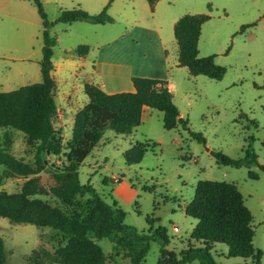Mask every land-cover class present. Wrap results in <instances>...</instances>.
<instances>
[{"label": "rangeland", "instance_id": "374dc122", "mask_svg": "<svg viewBox=\"0 0 264 264\" xmlns=\"http://www.w3.org/2000/svg\"><path fill=\"white\" fill-rule=\"evenodd\" d=\"M41 2L54 22L61 11L74 8L99 14L110 0ZM108 13L113 23H57L50 30L57 39L52 61L58 113L53 123L62 152L46 155V167L54 164L60 171L79 161L82 184H92L101 199L121 208L125 223L139 232L166 228L167 251L174 255L194 244L190 235L197 220L187 216L184 207L193 200L197 183H234L253 216V244L262 252L264 264V173L258 167L218 165L212 155L215 151L243 158L247 140L253 138L258 161L264 165V0H162L154 12L146 0H113ZM186 14L211 16L202 26L198 51L200 57L215 56V63L226 70L221 80L193 77L187 68L177 66L174 26ZM244 26L248 27L241 31ZM42 31L31 1L0 0V92L42 82ZM158 37L165 47L161 51L165 63ZM82 45L90 51L80 59L72 51ZM126 63L134 65L138 76L170 82L181 116L192 132L204 136V143L180 126L166 130L163 114L153 109L145 110L142 124L130 136L108 128L114 116L90 102L84 84L94 83L108 92L128 90V79L120 78L119 67ZM77 118L86 120V128L75 143ZM0 144H8L14 157L34 163L35 145L23 133L0 129ZM136 144L146 145L148 152L141 163L129 166L124 153ZM250 170L259 174L258 180L250 179ZM58 188L51 173L22 176L0 166V208L6 215L0 216V237L7 264H131L128 251L116 247L121 234L106 213L89 207L88 195L78 196L73 206L63 204L56 196ZM72 218L77 221L72 238L48 225L50 219ZM227 253L224 244H216L212 251L221 264H254ZM142 264L169 262L160 258L159 244L151 242Z\"/></svg>", "mask_w": 264, "mask_h": 264}, {"label": "trees", "instance_id": "16d2710c", "mask_svg": "<svg viewBox=\"0 0 264 264\" xmlns=\"http://www.w3.org/2000/svg\"><path fill=\"white\" fill-rule=\"evenodd\" d=\"M29 1L35 5L43 25V47L40 61L42 82L23 86L7 93L0 92V129L23 133L28 142L35 145V161L33 164L26 163L9 152L8 144H0V166H3L10 174L22 176H32L44 171L51 173L59 184L56 196L68 206L75 205L78 196L88 195L87 205L106 213L111 224L121 234L116 240V247L128 251L127 256L131 264L143 263L150 250L151 242L159 244L160 258H166L169 264H221L212 254L216 244H224L228 247L227 256L229 258L250 259L254 264H260L262 252L253 244L254 219L234 183L217 181L197 183L193 200L184 207L185 214L197 220V225L190 235L194 244L179 255H174L167 251L170 239L166 228L160 226L153 232H139L125 223L126 216L121 208L101 199L92 184H82L79 179V161H71L60 171L46 167L42 157L43 153L59 155L62 152V141L53 123L58 113L54 95L56 81L53 76L52 61L57 39L50 30L57 23L87 22L96 25L113 23L114 19L108 13L113 0H110L99 14L92 15L81 8H74L61 11L54 22L48 19L41 0ZM159 1L146 0L152 12L155 11ZM210 19L211 16L208 14H186L177 20L174 26L178 46L177 66L187 68L193 77L206 76L213 80H221L226 70L215 63V56L200 57L198 51L202 26ZM247 27H242L241 31ZM89 51V46L82 45L72 53L83 58L89 54ZM131 81L134 87L133 92L112 94L94 83L84 84V92L90 102L114 116L108 125L111 131L116 135H132L134 130L142 124L145 110L153 109L163 114V126L166 130L180 126L198 142H205L201 133H195L189 129L188 120L181 116L166 80L134 76ZM251 122L256 125L255 121ZM85 128L86 120L79 121L77 118L73 136L75 143L82 140ZM253 142V138L247 140L243 158L233 159L215 151L212 155L218 165L237 169L258 167L264 173V165L258 161ZM147 152L146 145L136 144L124 153L126 164L131 166L141 163ZM249 177L252 180H258L259 174L250 170ZM0 216H6L1 212V208ZM75 219L60 222L50 219L48 225L72 238L77 222ZM14 222L17 221L14 219ZM7 262L5 243L0 237V264H7Z\"/></svg>", "mask_w": 264, "mask_h": 264}, {"label": "crops", "instance_id": "0c3cea01", "mask_svg": "<svg viewBox=\"0 0 264 264\" xmlns=\"http://www.w3.org/2000/svg\"><path fill=\"white\" fill-rule=\"evenodd\" d=\"M162 0H160L158 3H157V5L161 2ZM95 2V0H87V3H94ZM157 5H156V7L155 8H157ZM111 7V6H110ZM158 40H159V42H160V39H159V37H158ZM162 49H165V47L163 46V44H161V42H160V46H158V50H159V53H160V55H161V58L163 59V61H164V63L166 62V58L164 57V55H162V53H161V51H162ZM146 55H144V57H145ZM80 58V57H79ZM83 58H85V57H83ZM83 58H80V59H83ZM65 63V62H64ZM64 63H62V65L64 64ZM103 64H105V63H102V62H99V65H103ZM80 65H82V63H80ZM79 67V66H78ZM119 67H121V69H120V78L121 79H125V80H127L128 79V86H129V88H128V90H121V91H112V92H108V91H106L107 93H109V94H112V93H117V92H133L134 91V87H133V84H132V81H131V79H132V77H134V76H138L139 74H137V72L135 71V67H134V65H132V64H130V63H126L125 65H122V66H119ZM123 67V68H122ZM54 71H55V66H54ZM54 71H53V76H54ZM139 77H143V76H139ZM148 78H150V77H148ZM155 79H160V78H155ZM162 80H166V79H162ZM167 82H168V88L170 89V91L172 90V86H171V84H170V82L168 81V80H166Z\"/></svg>", "mask_w": 264, "mask_h": 264}, {"label": "water", "instance_id": "95a60500", "mask_svg": "<svg viewBox=\"0 0 264 264\" xmlns=\"http://www.w3.org/2000/svg\"><path fill=\"white\" fill-rule=\"evenodd\" d=\"M42 157L44 159V163L47 164V161L45 160L46 155L44 153L42 154ZM54 167H55V165L54 164H51L50 168H54Z\"/></svg>", "mask_w": 264, "mask_h": 264}]
</instances>
